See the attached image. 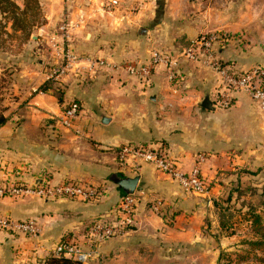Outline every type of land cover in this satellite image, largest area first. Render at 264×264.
Returning a JSON list of instances; mask_svg holds the SVG:
<instances>
[{
	"label": "crops",
	"instance_id": "0c3cea01",
	"mask_svg": "<svg viewBox=\"0 0 264 264\" xmlns=\"http://www.w3.org/2000/svg\"><path fill=\"white\" fill-rule=\"evenodd\" d=\"M75 1L66 0V12L84 19L69 29L75 34L66 44L77 46L83 25V46L90 56L137 61L157 50L177 57L179 48L200 33L220 30L231 37L221 57L244 67L264 65V0H225L222 8L214 0H136L138 12L126 19L120 10L103 12L102 0H86V13ZM48 16L50 23L55 21ZM179 63L184 80L178 86L164 63L155 67L146 87L124 72L67 74L57 79L59 88H32L23 106L8 114L0 125V179L26 185L45 177L81 180L104 194L93 201L0 198V216L35 218L41 227L37 237L0 233V264H44L64 237L87 246L92 222L114 216L123 194L109 180L112 173L139 176L136 214L123 235L92 245L85 264H222L225 252L247 251L244 241L256 238L250 221L243 212L242 219H230L222 228L219 207L239 200L234 190L247 184L264 191V114L244 92L236 93L228 108H203L205 93L213 102L216 74L183 57ZM72 100L80 103L82 113L73 126L62 127L58 118ZM102 116L108 121L103 123ZM124 143H162L184 172L203 156L200 170L208 194L185 192L149 164L137 173L122 170L116 152ZM156 200L162 202L159 214L151 210Z\"/></svg>",
	"mask_w": 264,
	"mask_h": 264
},
{
	"label": "built area",
	"instance_id": "2783aa9c",
	"mask_svg": "<svg viewBox=\"0 0 264 264\" xmlns=\"http://www.w3.org/2000/svg\"><path fill=\"white\" fill-rule=\"evenodd\" d=\"M135 1L102 0L101 10L108 14L120 10L122 19H126L139 10ZM69 29L68 21L62 23L59 26L60 37L52 42L57 60L49 77L58 79L67 74L95 73L100 70L115 74L124 72L136 78L142 87H146L150 83L155 67L164 63L167 65L171 83L178 86L184 80L179 63L180 58L183 57L187 61L206 66L216 74L218 83L214 89L215 107H230L234 102L235 94L244 92L264 114V65L242 68L232 61L224 60L220 55V49L225 48L231 38L226 32L211 31L198 35L178 52L177 57L152 50L147 60L114 61L103 56H81L74 52L66 44ZM81 113L80 103L72 100L63 108L58 123L62 127L69 128L75 124ZM116 154L122 170L137 173L144 164H149L176 182L185 192L206 195L210 190L209 183L200 170L203 156H199L194 166L184 172L162 143H124L118 147ZM103 194L104 190L99 186L81 180L61 179L53 182L45 177L40 183L32 182L26 185L6 178L0 179V198L29 195L42 199L69 197L93 201ZM140 195L141 192L137 190L129 194L123 193L116 205L114 216L104 215L94 220L87 233V246L80 245L72 237H64L51 248L50 255L71 258L85 264L91 256L92 245L121 236L130 229ZM161 206L162 202L156 200L152 203L151 210L159 214ZM0 233L37 237L41 235V227L35 218L16 220L8 216H0Z\"/></svg>",
	"mask_w": 264,
	"mask_h": 264
},
{
	"label": "rangeland",
	"instance_id": "374dc122",
	"mask_svg": "<svg viewBox=\"0 0 264 264\" xmlns=\"http://www.w3.org/2000/svg\"><path fill=\"white\" fill-rule=\"evenodd\" d=\"M10 1L18 8L6 6L5 3L0 2V118H6L18 106H23L25 98L29 96L30 92H34L32 88L36 91H45L53 86L59 88L57 83L59 81L49 77L57 60L52 42L60 37L59 26L62 23L68 21L70 28L73 30L78 28L76 26L84 19L82 14L72 19L71 15L66 12V0H37L38 5L29 6L25 9V0ZM85 1L78 0L75 1V4L80 9L83 8L86 13ZM214 1L218 8H222L225 4V0ZM56 9L60 12L57 15L58 17L55 16L54 18L52 16H54ZM47 13L55 20L54 22L50 23L51 19ZM79 29L81 34L77 37V46L72 47V49L81 56H86L88 55L86 49H84L86 46H83L86 42V27L82 25ZM69 34L72 36L75 32L72 31ZM53 38L54 40H52ZM80 42L82 43L80 44ZM181 45L180 43L176 44L175 48H179ZM112 56L114 57V55ZM238 66L242 68L250 67ZM244 188L239 190L241 193L239 200L220 204V211L229 220L233 219L236 222L239 218L242 219L244 216L242 213L247 210L248 202H252L256 206L259 205L258 208L260 206L264 207V205H260V202L264 200V194L257 190L244 192ZM261 213L264 214V210ZM251 233L254 237L258 236L253 231ZM244 245L248 247L244 253L234 255L225 252L222 254V264H231L232 261L236 264H264L263 261H260L261 258H264V249L252 248L246 241H244Z\"/></svg>",
	"mask_w": 264,
	"mask_h": 264
},
{
	"label": "trees",
	"instance_id": "16d2710c",
	"mask_svg": "<svg viewBox=\"0 0 264 264\" xmlns=\"http://www.w3.org/2000/svg\"><path fill=\"white\" fill-rule=\"evenodd\" d=\"M0 2L5 3V5H9L14 7L15 9L18 8L13 2L10 0H0ZM33 5H38L37 0H25V8H28L29 6ZM15 26V24H13ZM6 120L5 117L0 118V125L4 123ZM245 188L243 189L244 192L247 191H252V190H257L256 188L252 187L251 185L247 184L244 186ZM243 188V187H241ZM240 188L235 189L237 196L240 197L241 193L239 192ZM261 194H264V191L260 192ZM231 198V194L226 198L227 201H229ZM260 205H264V200L260 202ZM247 210L244 212V215L246 217V220L250 221V226L251 230L255 232L258 236L255 239H249L246 240V243L256 249H264V218L263 215L261 214L260 211H258V206L259 205H254L252 202L247 203ZM261 207V206H260ZM264 208V207H263ZM220 209V208H219ZM220 226L222 228H226L228 224L229 218L225 216L221 211H220ZM260 261L264 262V258H261ZM44 264H82L74 259L67 258V257H57V256H52L48 255L44 258Z\"/></svg>",
	"mask_w": 264,
	"mask_h": 264
},
{
	"label": "water",
	"instance_id": "95a60500",
	"mask_svg": "<svg viewBox=\"0 0 264 264\" xmlns=\"http://www.w3.org/2000/svg\"><path fill=\"white\" fill-rule=\"evenodd\" d=\"M145 31L144 28H140L138 33L143 34ZM200 105L208 110H213V102L210 100L209 94L205 93L203 96V99L200 103ZM103 123L108 121V118L105 116H102ZM109 180L113 182L124 194H129L132 193L133 191L137 190H142L141 186L139 185V176H122L118 173H112L109 176Z\"/></svg>",
	"mask_w": 264,
	"mask_h": 264
}]
</instances>
